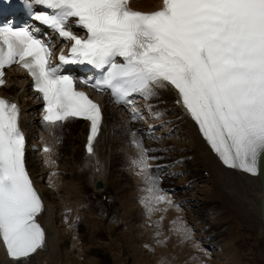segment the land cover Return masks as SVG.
<instances>
[{
  "label": "snow or ice",
  "instance_id": "1",
  "mask_svg": "<svg viewBox=\"0 0 264 264\" xmlns=\"http://www.w3.org/2000/svg\"><path fill=\"white\" fill-rule=\"evenodd\" d=\"M23 2L30 19L51 35L42 36L34 25H0V86L7 83L5 69L13 65L31 77L44 102L42 123L55 143L65 123L83 119L90 122L86 150L95 156L103 112L78 85L109 92L114 103L129 107L133 120L145 118L136 96L147 102L171 87L179 97L176 103L224 166L253 176L261 173L264 0H162L155 11L134 10L130 0ZM38 6L43 10L32 11ZM59 41L70 44L67 55L63 49L55 54ZM69 65H88L102 75L77 77L66 70ZM145 107L154 119L162 115L153 113L151 104ZM19 121L18 104L0 97V242L9 258L23 264L45 249L46 233L38 222L45 206L26 168V137ZM132 137L138 153L132 163L147 185L141 202L150 215L167 211L158 207L173 202L151 174L149 161L155 157L135 132ZM43 152L46 163L54 164L53 145L45 144ZM173 225L184 240L192 239L183 222Z\"/></svg>",
  "mask_w": 264,
  "mask_h": 264
},
{
  "label": "bare ground",
  "instance_id": "2",
  "mask_svg": "<svg viewBox=\"0 0 264 264\" xmlns=\"http://www.w3.org/2000/svg\"><path fill=\"white\" fill-rule=\"evenodd\" d=\"M161 5H162V0H130V6L134 10H139V11H155V10H158L161 7ZM5 80L7 81V83L5 84V86L0 91V96L3 98H6L7 100H11L12 102L17 103L19 108H20V121H19L20 127L25 133L26 141H27V138L30 140V142L28 143V146L26 147V151H25L26 168L28 166H31V169H28L30 178L32 179L34 186L36 187L39 194L41 195V198H42L44 206H45L43 213L38 217V222L44 228L45 233H46V247L44 250L38 251L36 254H34L32 257H30L28 261L23 262V264H61L62 262L60 261V255H59V253L61 251L60 252L58 251L59 253L57 254L56 253L57 251L54 249V245H53V240H55V238H56L54 235V232L57 233V229L59 227H61L62 225H63L64 229H65V227H68V226L69 227L75 226L72 222H68L67 220L64 219V222L62 221L63 222L62 223L61 220L64 218L63 212L65 210L66 211L72 210V213H73V211H75L79 206L62 208V212L60 210V212H61L60 215H59V212H56L57 215H55L56 213L53 210V203L54 202L52 203V207H51V202H50V204L47 203V199H46L47 194L44 192L46 189H44L42 186H40L41 183L46 184V186L50 189L52 195H54L56 197V200L58 202L57 204L62 205L63 199L61 197V189H62V186L64 185V183L62 182L63 181L62 178H63V174L65 171H63V168H62L63 166L61 165V163L64 162V165L65 164L68 165L70 162V163H72V167H73V165L81 167L80 171H82V176H85L87 171H92L93 169H95V171H93V172L96 173V176H97L96 179H99V176L105 172L104 171V161L102 159V156L108 150V147H109L110 139L107 138V137H109L108 136V130L110 128L109 124L112 123L111 125H114L116 130H117V127H118V129H121L120 128L121 122L124 124V126L126 128L131 127V130L136 129L138 126H134L133 124L130 123V121H129V114L131 113L130 111L128 113H126L122 107H116V106L111 105V104H106V103H109V101L106 98L98 97L97 95H93V97L95 99H97L98 102H100L101 108L106 111V117L104 118V125L101 127V134L98 136V138L96 140V145L94 146L95 156H89V155L85 156L84 152H85L86 137H87V131H88V127L86 126L85 123L79 122V121H73V124H68L65 127V131L68 130L67 133L69 135H71V138H75V140H72L71 143L69 142V140L68 141L63 140V143L60 145H57L54 141L51 140V135L48 132L41 134L38 131H35V132H38V134H37L35 132L32 133L31 131H27L29 125L32 127V129L33 128L39 129L37 122L39 121V119H38V112H39L38 106L40 105V101H39L37 95L29 92L28 81H27L26 77L24 76V74L21 73L20 71H18L16 69H10L8 72L5 73ZM158 91H159L158 97L153 99V100H150L148 102V104H151L153 106L152 107L153 113H157V112L162 113V115L160 116L159 119H154L151 116V118H149L147 120L145 116L148 115L149 113H148L147 108L145 107V103L141 102V101H136L138 104L137 106L140 108V110H142L143 114H145L144 120H147L145 132L148 131L149 125H155L156 127L164 125V128L161 129V131H162L161 134L168 133V131L172 128V126L174 128H176L177 130L175 131L176 135L174 134L175 135L174 138H176L178 140L183 139L184 142L182 144L188 145L187 143H189V145L192 146V149H194L195 152L190 153L189 148H185V150H187L190 153V155L193 157V159H195L197 157V160H200V162H201L200 163L199 161H196L197 163L196 164L194 163L195 166L197 164H199L198 167L196 166L198 173L196 172L194 174L195 175L194 177H191L193 174L190 175L187 178V179H189L187 181L190 183V185L192 184V186H194L196 184V182H199V181H200L199 183H204L206 185V187L209 184L210 188H211L210 191L212 192V194L218 196L221 199L220 201H222V202H220L217 199V197H215V200L214 199H208L207 198L208 192L206 191L203 199L192 198V199H195L196 204H197L196 206L199 207V209L198 210H193V209L190 210V207H192V206L187 205V202L189 201L188 198L182 199L180 195H171L170 194V188H167L166 191L165 192L163 191V192L165 194H167V196L172 200L173 205L168 206L166 204H160V205H158V207L160 209L167 208V211H159V213L157 211V212L152 213L153 217H158V216L163 217V220H161V217L157 219V220H159V222L162 223L161 226H163V224H165V227H164L165 229L162 227L163 228L162 231L165 230L166 234L160 235L162 237H159V238H163L162 241H164L165 243H169L170 241H172V236H174L176 239L179 240V244L181 247V253L180 254H182V255H180V259L183 260V262H184V260L186 262L188 261L190 264H202V258H200V257H201V254L203 252H205V254H206L207 249L205 251L204 247L208 246V245H206L205 243L200 244L201 240L199 238H198L199 241L197 239L196 241H191V243L188 242L189 240H187V244H186L185 240L179 234H177L173 231V228H174L173 221L183 222V224L186 225L187 228L190 229V231H191V230L196 229V228H191L190 226L188 227L187 222H186L187 219L185 221L184 218H185V216H187V218L189 217L190 222H191V219H193L194 216H197V214H198V216L200 217L199 219L202 222H204L203 227L200 226L202 228H205L204 238L209 237L210 242H211V243H209V246L210 245L215 246V244L218 243L219 237H217V236H219L218 233L220 232V229L222 227H219V225H216L215 223L210 222L211 219L209 220V219H206L203 217H206L207 215L209 216V214L207 213L208 212L207 209L210 210V208H212L211 210H215L217 205H219L217 203H220V205L221 204L230 205L233 208V210L237 211L238 214L243 215L244 216L243 218H245L244 222H246L248 225H250L251 228L253 227V229H255L257 231L258 235L261 237L263 244H264L263 226H262V223L260 220V211H259V200L261 198V188H260V184L258 182L257 175L253 176V175L247 174L245 172H242L240 170L229 169L226 166H224L222 164V162L219 160V158L217 157V155L211 150L210 146L208 145L207 141L204 139V137L201 134L199 127L195 123V121L191 118V116L189 114H187V112L184 108L179 106L180 104L176 103V101L179 99L176 91L171 87H169L167 89H161ZM108 109H111L110 113H108ZM169 119L171 121L173 120L171 122L172 125H170V124L167 125L166 120H169ZM39 125L42 126L41 124H39ZM64 133H66V132H64ZM119 133H120V131H119ZM157 134L159 135L160 133H157ZM66 135L67 134H65V136ZM72 135H73V137H72ZM41 137H43V138L41 139ZM141 140L143 143L146 144V147L148 149H151L150 152L152 154L151 155L152 157H155V159H156L157 157L161 156L157 152V149L159 151L160 148H165V147L158 146V148H157V147H155V145L153 143L147 142L145 138H142ZM50 141H51V144L53 145V153L51 154V156H52V160H54L55 163L54 164L46 163V160L48 159L47 154H41V153L37 152V157H38L37 163H36L37 165L35 166L34 164H32V162H30L29 158H27V154L31 153L35 149V147L39 146L41 143H47V144L51 145ZM65 142H68L67 144L71 146L70 157H62V155H63L62 149L66 150L68 147L67 144H65ZM111 142H113V141H111ZM171 143H173V142H171ZM166 148L169 149V155L172 156L170 146H168ZM105 154H107V153H105ZM166 154H167V152H166ZM180 156L181 155L178 153L177 155H175L173 157L179 158ZM155 159H152V161L150 162V164L153 167H157V166H159L161 168L162 167H169V166L171 167L173 164H175V161H173L172 164H166L168 161H166L164 163L165 165L157 164ZM66 160H70V161L66 162ZM186 160H188V159L186 158ZM95 166H96V168H95ZM128 166H129V163H128ZM126 169H127V167H126ZM200 169H203L201 174L203 172L208 173V179H203L204 175L199 174ZM180 170L181 171L184 170L186 173L189 170L193 171V169H190L187 165H185V168H183V167L180 168ZM101 171H104V172L100 173ZM125 171H127V170H125ZM172 171L173 170L171 169V172ZM53 173H55V175H53ZM67 174H68V171H67ZM128 174H126V175H128ZM179 175H180V173H179ZM131 177L133 178L132 175H131ZM36 178H38V179L36 180ZM134 178L131 180H134ZM96 179H94L92 181V185L94 184ZM99 181H102V179H100ZM165 181L168 182L169 179L167 178V179H165ZM137 182H139V181H137ZM137 182H135V183L137 184ZM141 183H142V180H141ZM103 184L105 186V183H103ZM144 185H145L144 188L141 187L143 190L147 187V185L145 183H144ZM184 185H185V183H184ZM71 186H72V182H70V184H69L70 189L73 188ZM140 186H142V185H140ZM140 186H139V188H140ZM161 188H163V187H161ZM171 191H173V189H171ZM243 191H244L246 197L244 196ZM142 192H144V191H142ZM183 193L184 192H182L181 195H183ZM143 194H144V196H143ZM143 194H141V195L139 194L138 196L145 197L147 195L146 192H144ZM78 195H79V197H81L83 194L80 193V194H77L76 196H78ZM77 199H78V197L70 199L71 200L70 202L74 203V201H75V203H78ZM138 199H139V197H138ZM141 201H142V199L138 203L139 209H142V210L148 212L145 205ZM198 201H200V202L198 203ZM176 203L182 204L181 207L179 206L178 208H175L174 204H176ZM230 206H229V208H230ZM187 207H189V211L186 210ZM53 212H54L55 217L53 216ZM75 213H78V212H75ZM75 213H73V214H75ZM216 213H219V212L216 211ZM157 214H160V215H157ZM78 215L79 214H77L76 216H78ZM67 216H70V215H67ZM76 216H75V218H76ZM53 217L56 219H58V217L60 218L61 224L58 225L59 227L53 226V223L51 222ZM145 217H147V216H145ZM145 220H144V222H147V223L150 222V221H147L149 219H147L146 221ZM155 220H156V218H155ZM200 220H199V222H200ZM214 220H215V218H214ZM71 221H74V220H71ZM200 224H202V223L200 222ZM191 226H193V225H191ZM195 226H196V224H195ZM152 227H153V224H152ZM75 228H76V226H75ZM156 228L157 227L155 226V229ZM153 230H154V227H153L152 231ZM160 230H158V232ZM200 232H201V234L203 233V231H200ZM70 235H71V233H70ZM74 236H75V234H74ZM67 237H68V235H67ZM71 237H73V236L71 235ZM194 237L195 236H192V238H194ZM167 238H169L170 240H165ZM56 239H58V238H56ZM73 241H75V240H73ZM54 242H56V240ZM187 245H188V247L192 248L191 250L198 251L200 253V257H195L192 254L193 252L191 253V251H190V253L192 254V255L190 254L191 259L187 258V257H189V251H187V249H186V248H188ZM56 246H57V244H56ZM220 246L221 245H219V248H220ZM225 246H227V245H225ZM212 249H214V248H212ZM58 250H59V248H58ZM188 250H190V249H188ZM183 251L185 253H183ZM177 252H180V251L177 250ZM168 257H170V256L168 255ZM175 259L178 260V258H175ZM206 259L204 258V260H206ZM155 260H158V259H155ZM155 260H154V262H155ZM0 264H16V262H13V260L8 257L2 242H0Z\"/></svg>",
  "mask_w": 264,
  "mask_h": 264
},
{
  "label": "rangeland",
  "instance_id": "3",
  "mask_svg": "<svg viewBox=\"0 0 264 264\" xmlns=\"http://www.w3.org/2000/svg\"><path fill=\"white\" fill-rule=\"evenodd\" d=\"M142 126H144V124ZM30 130H31L30 128L27 129V131ZM64 132L65 129H63V127L62 129L58 130L60 142L56 143L57 145L62 144L63 140L66 141L69 140L70 143L72 142V140H75V138H71V135H69L67 132L66 133ZM125 133L126 134H124V136L122 137L123 133L121 132L120 133L121 138H119L116 142L109 143V151H107L106 152L107 154H104L102 157L104 161V170L106 175L105 186L102 191H95L92 185V181L97 178L96 173L93 172L95 171V169H93L92 171H87L85 176H82V171H80L81 167L76 165H73L72 167V163L70 162L68 165L67 164L64 165V162L61 163V165L63 166L62 167L63 171H65L62 178L63 180L62 182L64 183V185L62 186L61 189V197L63 199V204L62 205L57 204L58 202L56 200V197L52 195L51 191H48L49 190L48 187H47L48 190L45 191L43 190L47 194L46 195L47 203L50 204L51 202V207H52V203L54 202L53 204L54 212H60V210L62 212V208L65 207L79 206L75 211H73V213L75 212L78 213L69 214L72 215L70 221L71 220L75 221V219L77 221L74 224L76 226V228H74L75 233H72V231L70 232L73 237H71L70 233L66 232L63 225L61 227L58 226L59 224H61L60 218L59 217L58 219L54 218L55 216L53 212L54 217L51 220V222L53 223V226L55 223L56 227L57 226L59 227L57 229V233L54 232L55 237L58 238V239L55 238L56 242H54L55 240H53L54 249L57 251L55 252L58 254L61 251L59 253L60 261L62 262L61 264H154V263L155 264H163V263L190 264L188 261L186 262L184 260L183 262V260L180 259V255L182 254H180L181 247L178 239L172 236V241H170L169 243H165L164 241H162L163 238H159L162 237L160 235L166 234L165 230L162 231V229L165 227V224L161 226L162 223L157 221L159 223V226L163 228L160 230L159 227L155 225L157 227L156 230L155 226L153 225L154 230L152 231L153 223L151 222L150 218L140 214L141 211L143 210H139L138 203L144 196L143 193L145 191L142 189L144 188L143 186L144 184L141 177L139 176L137 177V175L135 174L136 168L133 166L132 163L134 159L138 158L137 151H136L137 154L134 155L135 157L129 155L128 146L129 145L132 146V142H131L132 135L130 134L129 130L126 131ZM65 134H67L68 136L67 135L65 136ZM174 134H173V130H171L170 134L168 133L167 134L168 136L166 135V137H163V135H157V136L152 135L150 137V140L156 142L158 144L157 146H159V143L162 142H165L166 145H170L172 156H175L179 153L181 155L179 158H183L184 160L178 163H182V164L184 163L190 169H193V171L190 170L187 171L186 175L183 172H181L180 175L174 173L171 176L170 185L171 186L175 185V187H180L185 181L189 180L186 179L187 175L189 176L193 174L191 177L195 176L194 174L197 172L196 166L197 167L199 166V164H197L196 166L195 164L197 163L196 161L200 162V160H197L196 156H195L196 158L193 159V157L190 155L191 152L192 153L195 152L194 149H192V146H190L189 143H187L188 145L182 144L184 142L183 139L178 140L176 138H173V136H175ZM109 138H110V142L113 141L112 135ZM67 143L68 142H65V144ZM67 146H66L67 147L66 150L62 149L63 151V155L61 154L62 157H70L71 146L68 144ZM185 148H189L190 153L187 150H185ZM166 151L167 150H163V149L160 150L162 154H166ZM29 158L32 160V163L36 165L35 162L36 158L34 156V153L29 154ZM186 158L188 160H186ZM70 160H66V162ZM169 163H171V159H169ZM185 165L183 166L185 167ZM176 166L181 167L180 164L179 165L175 164V168H177ZM125 170H127L128 172ZM202 170L203 169L199 170V174H201ZM150 171L153 172L152 170ZM103 172L104 171H101L100 173ZM131 175L133 176V178L135 177L134 180H131L133 179ZM201 175H203V173ZM205 177L206 178L203 177V179H208L207 176ZM158 178L163 180V176ZM96 180H100V179H96ZM70 182H72V186H71L73 187L72 189H70L69 187ZM135 182H137V184ZM199 182H196V184L192 187L190 186V188L173 190L174 193L176 192L179 193L181 198L183 199L188 198L190 202L188 201L187 205L192 206L190 207V210L199 209V207L196 206L197 204L195 199L196 198L203 199L206 191L208 192L207 194L208 199L215 200V197H217L219 201L221 200L218 196L212 194V192L210 191L211 188L209 184H208L209 186L207 185L208 187L207 188L204 183H199ZM139 184L142 186H140ZM189 185L190 184H188V186ZM139 186L140 188L142 187L141 188L142 190L139 188ZM166 186L167 183L164 184V187ZM42 187L44 188L45 184L44 185L42 184ZM166 188H168V186ZM182 192H184L183 195H181ZM80 193L83 194L81 197H79V195L76 196L77 194ZM138 193L140 195L143 194V196L141 197L138 196L139 195ZM243 194L245 196L244 191ZM75 197H78L77 199L78 203H75V201L74 203H71L70 199H73ZM190 198L191 199L195 198V199L191 200ZM199 202L200 201H198V203ZM217 204H219L217 205L218 208L216 207L215 210H211L212 208H210V210L207 209L208 211L207 213L209 214V216L207 215L208 217L206 216L203 218L209 220L211 219L210 222L219 225V227H222L220 229V232L218 233L219 236H217L219 237L218 239L219 244L217 243L218 245L215 244V246L212 245L209 246V243H211L210 238L209 237L204 238L205 228H202L204 222H202L199 219L200 217L198 216V214H197L198 217L194 216L195 219L194 218H193L194 220L191 219V222H190V218L189 217L187 218L185 216L187 222L190 223V224L188 223V226L193 225L191 227L196 228L191 230L192 236L195 237L192 240H189L188 242L191 243V241H196L199 238L202 241V242L200 241V244L205 243L206 245L209 246V247L208 246L204 247L205 251L206 249L208 251V255H209L208 258L206 259L205 256H203L202 258V259L204 258L206 259L205 261L207 262V264H264V244L261 237L258 235L257 231L253 229V227L251 228L250 225H248L246 222H244L245 221V218H243L244 216L238 214L237 211L233 210V208L230 205L228 204L220 205V203ZM229 206L231 209L229 208ZM187 211H189V207H187ZM216 211H218L219 213H216ZM77 214L79 215L76 216ZM55 215H57V213ZM145 219L146 220L149 219L147 221L150 222L148 223L144 222ZM66 220H67V216H66ZM199 220L202 224H200ZM62 221L64 222V218L61 220V222ZM195 224L198 228L200 226L202 227L198 229L195 226ZM158 230H160L159 231L160 235L157 237V235L155 234L158 232ZM200 231H203V233L201 234ZM165 240H170V239L167 238ZM157 241H160V243H158ZM185 243L187 244L186 240ZM141 244H143V247H148L151 251L146 252L142 248ZM219 245H221L220 248ZM211 247L214 249H212ZM186 249L187 251H189V257L187 258L191 259L190 251L192 252L191 250L192 248L188 247ZM177 250L180 252H177ZM183 253L185 252L183 251ZM193 254H195V252H193ZM168 255L170 257H168ZM175 258H178V260Z\"/></svg>",
  "mask_w": 264,
  "mask_h": 264
},
{
  "label": "water",
  "instance_id": "4",
  "mask_svg": "<svg viewBox=\"0 0 264 264\" xmlns=\"http://www.w3.org/2000/svg\"><path fill=\"white\" fill-rule=\"evenodd\" d=\"M258 178L262 189V197L260 200V216L264 228V164L261 166V173L258 175Z\"/></svg>",
  "mask_w": 264,
  "mask_h": 264
}]
</instances>
